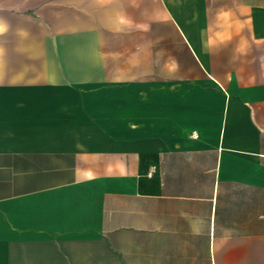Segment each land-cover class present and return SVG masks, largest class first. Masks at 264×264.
<instances>
[{"label": "crops", "instance_id": "0c3cea01", "mask_svg": "<svg viewBox=\"0 0 264 264\" xmlns=\"http://www.w3.org/2000/svg\"><path fill=\"white\" fill-rule=\"evenodd\" d=\"M0 264H264V0H0Z\"/></svg>", "mask_w": 264, "mask_h": 264}]
</instances>
